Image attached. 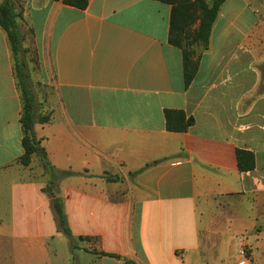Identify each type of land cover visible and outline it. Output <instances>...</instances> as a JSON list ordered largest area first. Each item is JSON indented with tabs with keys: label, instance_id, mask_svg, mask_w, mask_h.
I'll use <instances>...</instances> for the list:
<instances>
[{
	"label": "crops",
	"instance_id": "1",
	"mask_svg": "<svg viewBox=\"0 0 264 264\" xmlns=\"http://www.w3.org/2000/svg\"><path fill=\"white\" fill-rule=\"evenodd\" d=\"M15 4L22 53L25 22L36 57L35 113L50 118L34 133L54 168L76 174L59 182L58 196L74 241L90 238L70 245L65 263L81 252L99 264H124L96 251L136 264H264V13L248 0H224L208 48L192 46L198 70L186 87L182 50L169 41L168 3ZM22 111L0 27V248L10 234L6 262L51 264L48 241L63 234L42 192L49 176L40 158L19 162ZM166 111L194 125L169 131ZM238 150L254 155L253 170H239ZM116 175H132L143 196L128 203L108 194L118 189L107 181ZM22 233L36 236L22 242Z\"/></svg>",
	"mask_w": 264,
	"mask_h": 264
},
{
	"label": "trees",
	"instance_id": "2",
	"mask_svg": "<svg viewBox=\"0 0 264 264\" xmlns=\"http://www.w3.org/2000/svg\"><path fill=\"white\" fill-rule=\"evenodd\" d=\"M59 1V0H58ZM64 4L84 10L88 6V0H62ZM172 5L171 23H170V43L181 49L183 54L184 80L185 86L188 87L194 80L198 64L193 61L194 52L192 46L201 44L204 48H208L213 25L216 21L218 13L224 0H194V6L200 12L198 28L189 34L185 25V10L176 0H157ZM185 1V0H184ZM15 0H3L0 4V27L6 32L10 48L15 62V75L18 87L21 91L23 100V111L21 116V124L23 129L22 147L24 154L19 162L22 166L27 167L31 163L32 156L36 155L40 158L45 174L49 176V182L43 193L48 194L51 200V208L55 216L57 231L68 238L72 248L75 247L74 236L70 228L67 215L64 211L63 199L58 196L59 182L65 177L76 175L69 171H59L52 166L48 159L46 150L40 145L34 133L36 123H48L49 116H40L35 113V95L29 83V76L25 71V64L20 58L22 52L21 44L23 37L19 32L18 18L19 14L15 9ZM186 39L187 46L183 45ZM167 129L172 132H184L194 125V119H185V115L181 112L166 111ZM255 158L250 152L238 150V167L241 172H248L254 169ZM117 178L108 177V182H116ZM89 237L80 236L79 240L84 241ZM93 254L122 260L124 264H136L132 260H128L120 255L106 252H92Z\"/></svg>",
	"mask_w": 264,
	"mask_h": 264
},
{
	"label": "rangeland",
	"instance_id": "3",
	"mask_svg": "<svg viewBox=\"0 0 264 264\" xmlns=\"http://www.w3.org/2000/svg\"><path fill=\"white\" fill-rule=\"evenodd\" d=\"M248 1L250 2V4L255 10L260 11V16L263 15L264 0H248ZM176 3L177 4L180 3V6L182 5L184 7V10L186 12L185 13V25H186V28H188L189 30V34L190 35L193 34V32L198 28L199 15H200L199 10L197 9L196 6H194V0H185V1L176 0ZM21 27H22L21 31L23 32L27 40L25 43V47H27L28 49L25 53L24 52L20 53V58L23 60L25 64V71L29 76V83L35 95L36 94L35 90L38 87L37 85H40V80H39V74L37 71V65H36V60H35L36 57H35L33 45H32V36L28 29V25H26L25 22L21 23ZM187 42L188 41L184 39L183 45L185 47L188 44ZM40 91L45 92L44 89H40ZM111 177L117 178L116 179L117 184L115 186H117L118 189L109 190L108 194H114V192H118L119 194L122 195V200H125L128 203L129 202L134 203L136 199H139L140 197L143 196V192L136 186L132 175H128L127 178H124V177L122 178L120 177V175H116L115 177L111 176ZM69 186L72 187V185H69ZM1 188L2 187L0 186V198L2 199L5 192H3ZM85 218L86 220H89V221L91 220V217L89 216ZM103 219H105L106 227H108L109 224L112 223V221H110L109 219H113V218L106 214ZM20 235L23 237V239L21 240L22 242L32 240L31 238L36 236L35 233H22ZM4 241L8 242V246L6 242H2V244H6V246H4L3 248H0V264H9L6 261L9 256H12L11 253L13 252L12 251L13 245L11 244H13L12 241L14 240L11 237V235L8 234V238L4 239ZM48 243H50L49 245H51L53 249V253L51 255L52 260L50 263L51 264H66L65 263L67 261L66 259H69L71 255V246L67 238L61 235L60 238H52L50 241H48ZM78 243H79V240L75 239L74 244L77 246ZM71 263H67V264H71ZM72 264H99V262L96 259H94L91 255L78 252L77 258L74 257Z\"/></svg>",
	"mask_w": 264,
	"mask_h": 264
},
{
	"label": "built area",
	"instance_id": "4",
	"mask_svg": "<svg viewBox=\"0 0 264 264\" xmlns=\"http://www.w3.org/2000/svg\"><path fill=\"white\" fill-rule=\"evenodd\" d=\"M239 255H240L241 257L247 258V249H246V248H242V249H240V251H239Z\"/></svg>",
	"mask_w": 264,
	"mask_h": 264
}]
</instances>
